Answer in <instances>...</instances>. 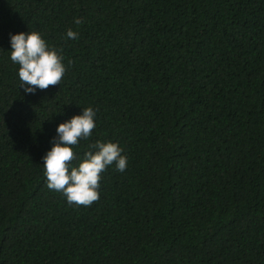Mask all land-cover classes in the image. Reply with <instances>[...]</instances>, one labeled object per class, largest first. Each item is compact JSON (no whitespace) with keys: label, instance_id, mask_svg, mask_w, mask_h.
<instances>
[{"label":"trees","instance_id":"1","mask_svg":"<svg viewBox=\"0 0 264 264\" xmlns=\"http://www.w3.org/2000/svg\"><path fill=\"white\" fill-rule=\"evenodd\" d=\"M29 31L67 66L35 94L10 58ZM86 107L73 165L99 140L128 166L78 207L43 157ZM0 264H264V0H0Z\"/></svg>","mask_w":264,"mask_h":264},{"label":"clouds","instance_id":"2","mask_svg":"<svg viewBox=\"0 0 264 264\" xmlns=\"http://www.w3.org/2000/svg\"><path fill=\"white\" fill-rule=\"evenodd\" d=\"M74 23L83 21L77 18ZM66 36L77 39L78 33L69 29ZM10 43V58L19 66L20 86L25 93L35 94L37 89L60 85L67 71L61 48L50 46L38 31L11 34ZM96 112L86 107L82 114L61 122L52 147L43 157L48 189L62 193L69 205L91 206L100 199V182L107 168L115 165L117 171L124 172L128 166V158L117 143L99 140L89 144L78 165H73L78 159L74 148L81 140H88L96 128Z\"/></svg>","mask_w":264,"mask_h":264}]
</instances>
